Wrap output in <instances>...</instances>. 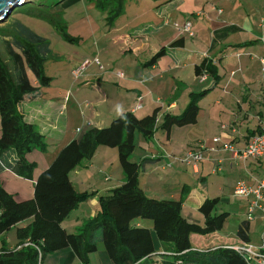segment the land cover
Masks as SVG:
<instances>
[{
    "label": "crops",
    "instance_id": "crops-1",
    "mask_svg": "<svg viewBox=\"0 0 264 264\" xmlns=\"http://www.w3.org/2000/svg\"><path fill=\"white\" fill-rule=\"evenodd\" d=\"M221 2L224 5L217 3L215 7H211L210 20L215 25L209 33L210 36L204 34L196 38L194 33L189 35L191 43L193 41L192 44L198 45L200 50L195 53L191 52L186 47L188 40L185 37L186 33L181 32L175 38H182L177 46L170 47V44L159 43V47L154 48L149 56L142 61L138 59V70H133L128 74L122 73L123 78H119L122 82L118 81L117 83L124 91L118 90L117 93H112L109 99L104 90H98L100 96L88 108L87 117L84 113H80L74 105L76 104L74 100L70 106L68 105L70 98L60 99L59 102H56L53 100L55 96L51 97L41 89L26 94L19 103L18 108L24 118L33 123L38 131L45 136L46 141L53 140L54 150L51 156L38 157L34 155L39 158V161L31 160L36 165L33 179L23 178L8 169H0V186L13 194L16 200L31 198L34 194V180L42 170L49 166L53 154H56L64 144L76 139L87 128L107 126L114 117L126 111L134 113L137 117H143L151 114L156 108V124L158 125L161 122L163 112L181 113L188 103L189 93L202 90H208V92L199 101L196 123L181 127L173 126L168 137L164 132L158 134L157 130L160 129H157L149 140H144L141 136H138L137 147L141 148L142 155L136 157L134 155L131 160L139 166V186L147 196L156 199H179L182 197V208L186 209L187 212L186 218L189 221L198 222V220L203 219L198 207L204 198L218 197L219 203L224 204H230L231 200L235 198L233 189L241 179L235 177L229 180V177L232 176V170L239 166L240 162H244L245 167L250 169L248 172L249 181L243 180L248 186H255L260 180L264 179V176L259 174V169L264 168V159H238L233 156L232 151L223 148L224 143L232 144L235 149L242 148L248 139L247 135L264 122V71L260 62V58L264 57V23H261V20H264V18H261L264 17V14H260L259 5L252 3H249L250 10L255 14L250 16V14L243 15V12L235 11V9L228 10L230 5L223 0ZM231 3H235V1L233 0ZM223 6H225V9ZM219 9L221 12H218ZM198 16L200 14H196V17ZM256 31H260L261 34L256 36ZM141 37L142 35L139 34L133 42L140 41L145 45L147 40ZM246 45L248 46L245 48ZM162 46L168 49L167 54L171 56V59L167 60L161 57L155 64L145 65V62ZM130 48L132 49V47ZM144 48L143 45L137 46L139 51ZM240 48L242 49L239 51ZM214 52L215 54H213ZM204 58L210 60L216 66L221 77L217 84H213L210 75H207L204 80H200L195 75V65L201 63ZM222 62L223 69L221 67ZM188 65L192 68L191 76H186L184 72ZM101 77L104 78V82L110 81L111 77L118 78L117 75L111 72ZM208 79H210L209 83ZM76 92H78V89ZM209 95L206 106L210 107L209 111L220 108L214 111L217 117L212 113L209 115L202 114L201 101ZM138 97H140L142 104L141 108L135 109ZM245 103H248V107H255L251 115L247 114ZM223 106H228V109L234 113L232 114L233 120L223 122L224 120L219 118V112L224 111L221 109ZM235 108L238 111H234ZM237 112L243 113L242 118ZM242 119L243 121H241ZM250 121L253 125L249 123ZM223 125L226 127L222 128ZM216 136L221 137V143L213 142ZM154 139L155 143L153 142ZM141 141H144V143ZM197 143L203 145L200 148L202 150V160L195 164L182 162L180 157L190 148L196 147ZM35 152H38L37 149H35ZM147 158H153V160H147ZM144 159L146 160L142 163ZM227 164L230 167V174L224 169ZM82 167L87 168V173L84 176L79 175ZM80 168L77 167L69 173L71 184L76 191L91 192L92 195L81 201L61 223L62 228L67 233L76 232L83 221L93 218L99 209V197L106 194L108 190L121 185L126 179L123 168L118 161L117 151L111 147L99 146L93 157L88 161H84ZM106 169H110L114 174L112 178L109 175L104 176L103 181H101L97 172L100 173ZM110 179H112V182L108 183ZM210 185L212 190H210ZM242 198L243 205L247 206L248 212L250 198ZM262 204L264 205V198ZM79 209L81 210L78 211ZM255 210L261 221V210ZM246 219L241 218L239 222H236L237 228L234 233L224 232L221 229L215 232L213 237L203 241L204 244L213 243V248H216L218 246L222 247V244L225 243H239V240H241L237 234L239 225ZM31 220L32 218H28L9 231L0 234V253L14 249L19 242L16 228L25 226ZM250 221L248 220L247 241H244L258 248L262 242L261 236L264 230L260 233V239L253 242ZM135 224L144 226L139 219L135 221ZM10 231H12V234L7 235ZM198 240L202 241L201 239ZM154 244L156 252L152 257L154 260H162L158 254L164 253L163 247L157 240ZM43 264L83 263L70 247H64L46 254L43 258ZM87 264L113 263L103 246L98 245L97 251L89 254Z\"/></svg>",
    "mask_w": 264,
    "mask_h": 264
},
{
    "label": "trees",
    "instance_id": "trees-1",
    "mask_svg": "<svg viewBox=\"0 0 264 264\" xmlns=\"http://www.w3.org/2000/svg\"><path fill=\"white\" fill-rule=\"evenodd\" d=\"M96 1L105 6L110 3L114 14L124 12L125 0ZM11 15L0 27L8 60L0 55V169L33 179L36 165L26 160V154L35 149L44 151L47 143L37 127L24 118L18 105L26 94L50 85L52 77L43 72V62L49 58L50 48L46 38L19 20L9 21ZM181 41L182 38H177L169 46H177ZM167 51L166 47H160L145 65L155 64ZM29 71L35 82L29 79ZM203 72L212 77L213 84L221 78L216 66L206 58L194 67L196 76ZM207 92H190L184 110L179 114L163 112L158 125L156 108L143 117L126 111L107 126L87 128L64 144L49 166L37 175L31 198L16 200L0 186V234L32 218L25 226L16 228L19 242L13 250L0 253V264H43L46 254L64 247H70L79 260L87 264L89 254L97 251L98 242L113 264H249L243 254L231 247L236 243H221L222 247L213 248V243L203 242L221 230L229 215L226 211H215L218 197L204 198L200 203L202 222L189 221L181 212L182 197L156 199L145 194L138 182L139 166L130 159L138 136L149 140L160 129L168 137L173 126L196 123L199 101ZM260 127L253 129L247 138L258 133ZM99 146L116 149L125 182L101 195L96 215L83 221L76 232L67 233L61 223L81 201L92 195L76 191L69 172L90 160ZM139 218L151 220L152 226L136 225ZM248 225V219L240 223L237 234L241 240L237 244L247 241ZM26 240L33 245H23ZM155 240L163 247L164 253L158 254L162 260L152 257L156 252ZM34 245L39 247L40 256ZM261 252L264 253V249Z\"/></svg>",
    "mask_w": 264,
    "mask_h": 264
},
{
    "label": "rangeland",
    "instance_id": "rangeland-1",
    "mask_svg": "<svg viewBox=\"0 0 264 264\" xmlns=\"http://www.w3.org/2000/svg\"><path fill=\"white\" fill-rule=\"evenodd\" d=\"M25 1L27 4L13 8L6 19L12 14L9 21L19 20L49 42L50 55L43 62V72L45 75L52 77V81L49 87H41V90L51 97L55 96L53 100L56 102H59L60 99L70 98L68 102L70 106L75 101L76 104L74 105L86 117L89 112L88 108L100 96L98 90H104L109 99L112 93H117L118 90L124 91L117 83L118 81L122 82L119 78H123V76H119L117 73L124 72L128 74L133 72V70H138V59L142 61L149 56L154 48L157 49L159 47V43L170 44L181 34L178 28L186 20L190 21L196 38L204 34L210 36L209 33L215 25L210 20L211 7H215L217 3H222L221 0H125L124 12L118 11L114 14L110 3L105 6L97 4L96 0H35L38 4L29 3L32 0ZM223 1L230 5L228 10L235 9V11L243 12V15L250 14L252 16L255 14L250 10L251 6L249 3L259 5L260 14H264V0H234L235 3H231L233 0ZM223 8L225 9V6ZM196 14H200V16L196 17ZM3 21L0 22V27L5 24ZM156 25L158 26L157 28ZM139 34L142 35V39L147 40L145 45L140 41L133 42ZM258 34H261V32L256 31L255 35L257 36ZM185 37L188 39L186 47L191 52L195 53L200 50L198 45L192 44L194 43L193 41L191 43L189 34L186 33ZM139 45H143L145 48L139 51L137 50ZM0 55L7 60L5 46L1 37ZM161 57L167 60L171 59V56L167 53ZM95 59L98 60V63L94 62ZM85 61L90 63L81 70V65ZM187 67L184 72L186 76H191L192 68L190 65ZM221 67L222 69L224 68L223 62ZM75 70H78V75H75ZM109 72L117 75V80L111 77L110 81L104 82V78L101 76ZM28 76L33 82L34 76L30 71ZM209 82L210 79H208ZM77 89L78 92H76ZM209 97L210 95L201 101L203 115L211 113L215 115L214 111L220 109L215 108L209 111L210 107L206 106ZM247 105L248 103H245V110L247 114L251 115L255 107H248ZM221 109L224 111L219 112V118L223 119V122L233 120L232 114L234 113L228 109V106H223ZM233 110L238 111L237 108ZM237 113L242 118L243 113ZM215 117L217 116L215 115ZM249 123L253 125L251 121ZM157 132L158 134L163 133L162 130H157ZM141 142L144 143V141ZM153 142H156L155 139ZM46 143L47 148L44 151L40 152L37 150L38 152H35V150H32L28 152L26 160L29 162L31 160L39 161V156H51L54 150V142L50 139ZM54 154L52 156L53 159L56 156ZM134 155L135 157L141 156V148L137 147L135 152L131 154L130 159ZM82 163L79 165L81 166ZM79 165L77 167L80 168ZM246 165L249 166L248 164ZM86 169V167L80 168L81 172L79 175L84 176L87 173ZM224 169L230 174L228 164ZM249 171L250 169L245 167V163L240 162L239 166L232 170V176L229 177V180L237 177L239 180L249 181ZM97 174L103 181L104 176L109 175L112 178L114 173L110 169H106L103 172H97ZM259 174L264 176L263 167L259 169ZM111 182L112 179L108 181V183ZM210 190H212L211 185ZM234 197L230 204L218 203L215 210L216 212L227 211L229 213L221 228L224 232L234 233L237 228L236 222H239L241 218H246L247 206L243 205V198ZM181 212L186 217V209L182 208ZM258 215L255 210V217L250 221L251 239L253 242H257L260 239V233L264 230L263 219L260 221ZM139 220L142 221L144 226L149 228L152 226V221L149 219L139 218ZM198 222H202V220H198ZM10 234H12V231L7 235ZM98 245L103 246L101 242H98Z\"/></svg>",
    "mask_w": 264,
    "mask_h": 264
},
{
    "label": "built area",
    "instance_id": "built-area-1",
    "mask_svg": "<svg viewBox=\"0 0 264 264\" xmlns=\"http://www.w3.org/2000/svg\"><path fill=\"white\" fill-rule=\"evenodd\" d=\"M218 12H221L219 9ZM261 23H264V20H261ZM179 30L181 33H187L189 35H193L192 27L190 21H186ZM94 62L98 63V60L95 59ZM260 62L262 63V70L264 71V57L260 58ZM90 62L85 61L81 65V70L88 65ZM75 75H78V70H75ZM119 76H122V72L117 73ZM207 76V73L203 72L199 77L200 80H204ZM141 99L137 98V103L135 105V109L141 108ZM226 126L223 125L222 128ZM214 143H221V137L216 136L213 139ZM197 146L190 148L186 153L180 157V160L187 164H195L202 160V143H197ZM223 148L232 151L233 156L235 158L240 159H264V122L261 123L260 131L255 135L249 137L245 142L244 146L240 149H235L234 146L230 143H224ZM233 194L236 197H249V207L248 212L246 214V218L248 220H252L254 217V210L260 209L262 212V219L264 222V205L262 204L264 198V179L260 180L255 186H248L245 181H238L233 189ZM261 244L258 248H255L253 245L245 242L231 246L237 252L243 254L249 264H264V253L261 252L264 249V239L263 234L261 236ZM23 245H33L29 240H26ZM38 251L39 256L41 255L40 249L37 245H34ZM20 245L17 247L19 248Z\"/></svg>",
    "mask_w": 264,
    "mask_h": 264
},
{
    "label": "water",
    "instance_id": "water-1",
    "mask_svg": "<svg viewBox=\"0 0 264 264\" xmlns=\"http://www.w3.org/2000/svg\"><path fill=\"white\" fill-rule=\"evenodd\" d=\"M25 0H0V22L5 20L12 9L23 5Z\"/></svg>",
    "mask_w": 264,
    "mask_h": 264
}]
</instances>
